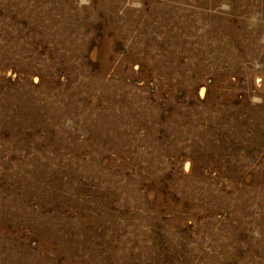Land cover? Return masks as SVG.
Here are the masks:
<instances>
[{
    "label": "rangeland",
    "instance_id": "rangeland-1",
    "mask_svg": "<svg viewBox=\"0 0 264 264\" xmlns=\"http://www.w3.org/2000/svg\"><path fill=\"white\" fill-rule=\"evenodd\" d=\"M0 264H264V0H0Z\"/></svg>",
    "mask_w": 264,
    "mask_h": 264
}]
</instances>
